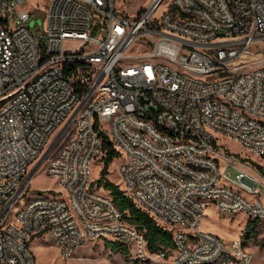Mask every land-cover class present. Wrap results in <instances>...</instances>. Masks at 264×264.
I'll list each match as a JSON object with an SVG mask.
<instances>
[{"label":"built area","instance_id":"2783aa9c","mask_svg":"<svg viewBox=\"0 0 264 264\" xmlns=\"http://www.w3.org/2000/svg\"><path fill=\"white\" fill-rule=\"evenodd\" d=\"M44 1L0 0V264H37L30 241L45 232L65 260L104 238L158 264H251L241 240L200 224L210 204L264 224V172L223 143L264 162V58L243 60L264 41V0H152L133 14L116 0ZM72 123L45 164L65 196L26 198ZM104 135L123 157L120 188L172 247L151 253L94 184Z\"/></svg>","mask_w":264,"mask_h":264},{"label":"rangeland","instance_id":"374dc122","mask_svg":"<svg viewBox=\"0 0 264 264\" xmlns=\"http://www.w3.org/2000/svg\"><path fill=\"white\" fill-rule=\"evenodd\" d=\"M33 1L35 4L40 5L41 12H46L47 8L45 4L47 2L44 0ZM151 1L152 0H116V7L119 11L133 14L137 11H142ZM45 22L47 25L48 19H46ZM140 48V45H136L132 50L134 51ZM261 57L264 58V41L253 44L243 57V60L250 61ZM74 126L75 124L72 123L45 162L32 175L25 192L26 198L35 197L38 194L56 197L65 196L66 191L59 185L57 179L46 173L45 164L53 153L62 147L64 139H67L71 135ZM106 128H109L108 124H106ZM52 141L49 142L48 147ZM223 143L228 150L235 152L240 159L252 161L257 168L258 165H260L262 169H258L264 171V162L246 152L238 142L229 138L224 139ZM122 161L123 157L114 159L109 165L107 176L108 179L120 185H122V178L120 175V164ZM37 162L38 161H35L30 165V172H32ZM103 167V160L95 159L93 161L91 166V178L93 180L101 176ZM231 177H235L233 171ZM260 187L264 191L263 183L260 184ZM100 190L105 194H109L103 187H101ZM248 222L249 219H247L244 213L231 215L217 209L213 204H210L205 208L202 214L200 229L219 235L227 243L236 239L241 240L253 255V262L251 264H264V224L255 222L253 229L246 230ZM184 230L188 231V228ZM246 231L249 232V237L245 239L244 236ZM105 242L106 239L104 238L87 240L83 245L78 246L67 260L61 255V248L54 236L48 232L35 235L30 241V247L35 255L37 264H158L152 259L143 261L135 257L130 250H128L126 254L112 250L106 247Z\"/></svg>","mask_w":264,"mask_h":264},{"label":"trees","instance_id":"16d2710c","mask_svg":"<svg viewBox=\"0 0 264 264\" xmlns=\"http://www.w3.org/2000/svg\"><path fill=\"white\" fill-rule=\"evenodd\" d=\"M104 136L106 149V154L102 159L104 161V167L101 170V176L94 181V184L99 188L103 187L109 192V195L122 212L127 223L145 232L148 248L151 253H157L162 248L172 247V232L159 225L154 218L138 207L134 201L124 193L118 183L108 179L109 165L114 159L119 158L120 153L114 147L108 136ZM258 168L262 169L260 165H258ZM255 222L258 221L249 219L246 230L253 229ZM248 233L249 232L246 231L244 236L245 239L249 237ZM105 245L106 247L121 252L122 254H126L128 252V248L117 241L106 240Z\"/></svg>","mask_w":264,"mask_h":264},{"label":"water","instance_id":"95a60500","mask_svg":"<svg viewBox=\"0 0 264 264\" xmlns=\"http://www.w3.org/2000/svg\"><path fill=\"white\" fill-rule=\"evenodd\" d=\"M43 159H44V157H43ZM43 159H41L40 163L42 162Z\"/></svg>","mask_w":264,"mask_h":264}]
</instances>
